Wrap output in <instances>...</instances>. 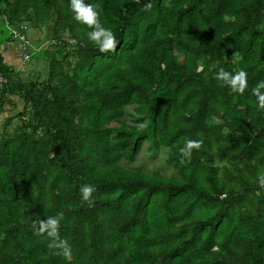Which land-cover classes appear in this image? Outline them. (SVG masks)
Masks as SVG:
<instances>
[{"label": "trees", "instance_id": "1", "mask_svg": "<svg viewBox=\"0 0 264 264\" xmlns=\"http://www.w3.org/2000/svg\"><path fill=\"white\" fill-rule=\"evenodd\" d=\"M85 3L102 8L115 51L89 42L70 0H0V45H18L24 26L28 61L47 65L21 77L0 55V114L20 107L0 124V264H264V110L252 95L264 0ZM43 27L34 44L27 29ZM220 68L247 72L242 95L214 79ZM185 138L203 146L181 164ZM145 143L169 151L175 175L122 165ZM58 212L70 260L33 227Z\"/></svg>", "mask_w": 264, "mask_h": 264}, {"label": "clouds", "instance_id": "2", "mask_svg": "<svg viewBox=\"0 0 264 264\" xmlns=\"http://www.w3.org/2000/svg\"><path fill=\"white\" fill-rule=\"evenodd\" d=\"M139 2V0H137ZM74 19L87 26L90 31L87 33L89 42L100 52L108 53L117 48V38L111 28H107L101 22L100 16L102 8L99 5L85 3V0H70ZM151 8V4L146 5ZM69 44L76 45L75 39H69ZM235 55V54H234ZM214 79L221 82V86H226L231 92L242 95L248 87V74L240 69L235 73L220 68L215 74ZM252 95L256 97L258 108L264 110V80L258 82L252 89ZM146 123L138 124L137 127L143 130ZM203 146V140L185 138L184 146L180 148L182 157L180 163L183 164L186 159H190L193 150H199ZM258 182L264 187V172L258 175ZM96 189L91 184H84L80 187V193L83 203L89 207L94 205L93 193ZM64 219V213L58 212L56 215L49 216L44 220L34 222L35 234L46 236L48 238V248L56 250L55 254L70 260L72 257L71 245L66 239L60 237V225Z\"/></svg>", "mask_w": 264, "mask_h": 264}, {"label": "rangeland", "instance_id": "3", "mask_svg": "<svg viewBox=\"0 0 264 264\" xmlns=\"http://www.w3.org/2000/svg\"><path fill=\"white\" fill-rule=\"evenodd\" d=\"M26 33L28 37H30L31 42H33L34 44L35 42L44 43L48 38V31L46 27H43L40 30H31L28 28ZM4 61H6V59H4ZM21 65L22 68L19 70L20 72H22V74L20 75L21 77H35L36 74H39L43 77L47 66L45 60H41L40 56L38 57V55H33L30 61ZM5 107L6 108L0 114V124L4 120V118L12 117L14 114H16L20 108L17 107L16 109H14L10 106V104L6 105ZM127 120L129 122L131 121L129 118H127ZM168 153L169 151L163 147H161L156 152H153L152 150H150L149 143H145L134 163H122V165L131 169L141 170L146 173L158 170L165 176H173L175 175L174 170L172 169V167L167 166L165 162Z\"/></svg>", "mask_w": 264, "mask_h": 264}, {"label": "crops", "instance_id": "4", "mask_svg": "<svg viewBox=\"0 0 264 264\" xmlns=\"http://www.w3.org/2000/svg\"><path fill=\"white\" fill-rule=\"evenodd\" d=\"M21 52L22 51L18 49V46L14 44L9 43L0 45V55L3 60L6 59V61H4L5 64L17 71L22 68Z\"/></svg>", "mask_w": 264, "mask_h": 264}, {"label": "built area", "instance_id": "5", "mask_svg": "<svg viewBox=\"0 0 264 264\" xmlns=\"http://www.w3.org/2000/svg\"><path fill=\"white\" fill-rule=\"evenodd\" d=\"M25 29L24 26L20 27L19 29H14L12 31L13 37L15 38L16 41L19 42L18 49H20L21 52V61L22 62H26L30 59V54L27 52L29 49L27 47H29V41L26 38V35L24 33H22V30ZM28 49V50H27ZM3 79L0 76V82H2Z\"/></svg>", "mask_w": 264, "mask_h": 264}]
</instances>
